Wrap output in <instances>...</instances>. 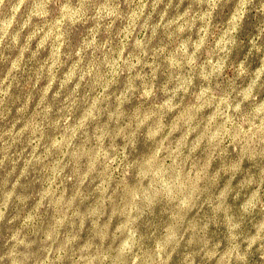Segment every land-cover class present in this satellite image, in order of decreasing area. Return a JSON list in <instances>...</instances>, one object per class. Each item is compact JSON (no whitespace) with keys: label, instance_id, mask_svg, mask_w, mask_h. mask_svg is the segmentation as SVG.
<instances>
[{"label":"clouds","instance_id":"obj_1","mask_svg":"<svg viewBox=\"0 0 264 264\" xmlns=\"http://www.w3.org/2000/svg\"><path fill=\"white\" fill-rule=\"evenodd\" d=\"M0 264H264V0H0Z\"/></svg>","mask_w":264,"mask_h":264}]
</instances>
